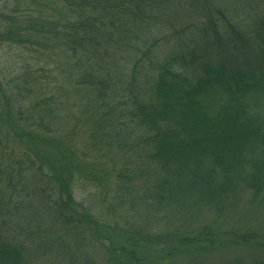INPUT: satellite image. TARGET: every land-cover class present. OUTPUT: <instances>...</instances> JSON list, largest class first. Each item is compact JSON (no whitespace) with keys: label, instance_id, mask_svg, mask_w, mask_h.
Listing matches in <instances>:
<instances>
[{"label":"trees","instance_id":"obj_1","mask_svg":"<svg viewBox=\"0 0 264 264\" xmlns=\"http://www.w3.org/2000/svg\"><path fill=\"white\" fill-rule=\"evenodd\" d=\"M1 2L0 43L36 57L0 76V264H264V225L203 223L264 202V0ZM59 78L86 103L66 136ZM73 181L111 188L94 211ZM111 192L172 218L121 226Z\"/></svg>","mask_w":264,"mask_h":264},{"label":"rangeland","instance_id":"obj_2","mask_svg":"<svg viewBox=\"0 0 264 264\" xmlns=\"http://www.w3.org/2000/svg\"><path fill=\"white\" fill-rule=\"evenodd\" d=\"M1 0H0V6H1ZM35 53L26 51L20 46L16 45H8V44H1L0 43V76H4L3 78L8 79L9 76H6L8 72L11 71H18L22 62H32L35 58ZM38 65H34L36 68ZM45 73V70H44ZM59 77V76H58ZM60 79V78H59ZM43 81V80H41ZM51 87V81L49 82ZM59 86L63 87V89L66 92V95L68 98L66 100H63L61 104H63V110L58 109L56 112L55 119L59 120V126L61 132L59 134H63L64 136L69 133V129L71 128L72 124L74 123V120L76 119L72 117L71 115L79 116L80 113L83 110L84 105L86 103L82 101L80 102V95L76 93L72 87L70 86L69 82L67 80H64L63 78L60 79ZM46 83H44V89L41 90L42 92L46 93ZM57 93V90L55 91ZM33 99L37 98L39 96V93H33ZM254 105H257L256 107H250V110L253 112L260 111L264 113V98L260 101L256 102ZM84 129L79 132L80 129H78V132H76L75 137H73L74 141L81 143L82 146L87 142H89V139L87 137V131L89 130V127H83ZM87 138V139H86ZM81 146V147H82ZM79 147V146H78ZM80 148V147H79ZM110 163V162H109ZM109 163L108 166H109ZM89 184H83L80 181H73V190L75 194V199L78 202L87 203L88 205H92L94 207L98 206L102 202V197H106V194L104 192L110 191L109 187H104L103 189L94 186H88ZM250 196L251 194L247 192H242L239 194L238 199L235 201L234 206V214L232 212H229L226 216L225 223V214H217L213 209H207L205 210L204 216H203V223H210V220L213 219V222L217 224V226L221 227V231L223 229H227L229 226V222H237L239 218L251 220L255 224L264 225V202L260 205L258 204V212L255 215H252L250 209L248 208V205L250 204ZM92 198V200H91ZM108 201L112 202L113 199H116L117 205H122L121 207L117 208L115 218L119 219V215L121 217L120 225L124 226V221L127 219L131 224L136 223L137 226H145L146 229H150L153 231H156L159 228H162L166 226L165 224H168L172 218V211H169V209H158L156 205H150V200L148 201V206L146 208L140 207V205L137 204H131L132 203V197L131 196H125L120 194H115L111 192L108 196ZM207 208V207H206ZM168 214V215H166ZM231 222V223H232ZM241 222H245V220H241ZM206 255V254H205ZM200 255L196 257L197 262H201V264H221L224 259L228 260L231 256L227 255L224 256L225 253L222 254H216L213 256L208 255ZM174 264H190L189 260L186 258H181L179 260H176Z\"/></svg>","mask_w":264,"mask_h":264}]
</instances>
